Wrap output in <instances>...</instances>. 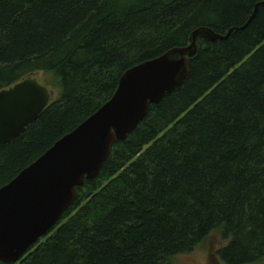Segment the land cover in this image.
I'll list each match as a JSON object with an SVG mask.
<instances>
[{"label": "trees", "instance_id": "obj_1", "mask_svg": "<svg viewBox=\"0 0 264 264\" xmlns=\"http://www.w3.org/2000/svg\"><path fill=\"white\" fill-rule=\"evenodd\" d=\"M264 0H0V92L50 74L60 97L0 146V189L114 95L129 69L198 40L183 85L116 141L99 176L15 264H170L212 234L264 260Z\"/></svg>", "mask_w": 264, "mask_h": 264}, {"label": "water", "instance_id": "obj_2", "mask_svg": "<svg viewBox=\"0 0 264 264\" xmlns=\"http://www.w3.org/2000/svg\"><path fill=\"white\" fill-rule=\"evenodd\" d=\"M259 6L264 2L250 19ZM198 40L223 38L200 28L191 33L188 46L127 70L108 102L0 189V264L19 262L47 236L73 206L77 189L99 176L114 143L125 141L151 105L183 85ZM50 103V91L33 77L1 91L0 146L22 134Z\"/></svg>", "mask_w": 264, "mask_h": 264}, {"label": "rangeland", "instance_id": "obj_3", "mask_svg": "<svg viewBox=\"0 0 264 264\" xmlns=\"http://www.w3.org/2000/svg\"><path fill=\"white\" fill-rule=\"evenodd\" d=\"M37 82L46 87L51 93V103L59 99L61 89L56 88L50 74H37L33 76ZM224 246L218 234H212L207 240L197 246L192 252L174 257L170 264H221L215 256L217 250ZM259 264H264V260Z\"/></svg>", "mask_w": 264, "mask_h": 264}]
</instances>
